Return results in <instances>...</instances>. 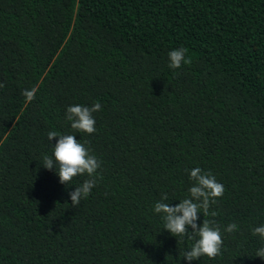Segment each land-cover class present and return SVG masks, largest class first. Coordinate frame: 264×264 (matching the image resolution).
Here are the masks:
<instances>
[{
  "label": "trees",
  "instance_id": "obj_1",
  "mask_svg": "<svg viewBox=\"0 0 264 264\" xmlns=\"http://www.w3.org/2000/svg\"><path fill=\"white\" fill-rule=\"evenodd\" d=\"M177 48L192 63L171 69ZM0 82V264H188L154 205L197 167L225 188L224 243L191 264H264V0H0ZM96 102L97 131L72 129L67 108ZM50 131L102 162L78 206L88 177L43 167Z\"/></svg>",
  "mask_w": 264,
  "mask_h": 264
},
{
  "label": "clouds",
  "instance_id": "obj_2",
  "mask_svg": "<svg viewBox=\"0 0 264 264\" xmlns=\"http://www.w3.org/2000/svg\"><path fill=\"white\" fill-rule=\"evenodd\" d=\"M188 49L177 48L168 53L170 60L169 68L180 69L184 65H190L192 58L187 55ZM5 84L0 82V88ZM35 89L24 90L22 95L28 102L35 99ZM101 104L96 102L91 107L83 105H73L67 108L66 118L71 122V128L89 135L97 131L96 120L93 113L101 110ZM59 137L54 145V160L49 156L43 157V167L48 170L55 168L60 183L68 187L72 186V181L78 176L86 175L88 179L75 187L74 191L69 192L73 207L78 206L82 199L88 198L92 189L96 186L98 179L102 176L98 173L101 168V161L92 154L90 147L80 143L75 135L60 134L56 131L48 133L49 141ZM58 169V170H57ZM190 179L194 181V186L189 189V197L180 201L179 204L172 206L165 203L168 199L167 193L162 194L161 200L154 205L155 213L161 214L164 221V229L173 236L180 239L192 240L194 243L190 249L185 251L183 259L191 264L192 261L199 260L203 256L215 259L222 255L223 237L220 226L213 219L219 215L216 211H209L210 206L217 202L218 198L223 197L225 188L217 182L211 172H205L197 167L190 171ZM204 215L203 225L200 226L199 213ZM191 229V231L189 230ZM239 229L236 223H230L224 231L233 233ZM253 235H259L264 239V226L255 227ZM256 257L264 259V247L256 252Z\"/></svg>",
  "mask_w": 264,
  "mask_h": 264
}]
</instances>
